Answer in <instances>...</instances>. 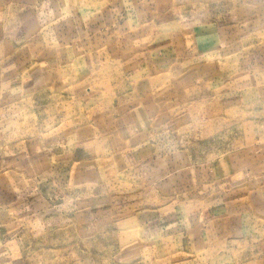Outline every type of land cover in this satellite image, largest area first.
<instances>
[{
	"label": "rangeland",
	"instance_id": "374dc122",
	"mask_svg": "<svg viewBox=\"0 0 264 264\" xmlns=\"http://www.w3.org/2000/svg\"><path fill=\"white\" fill-rule=\"evenodd\" d=\"M0 264H264V0H0Z\"/></svg>",
	"mask_w": 264,
	"mask_h": 264
},
{
	"label": "crops",
	"instance_id": "0c3cea01",
	"mask_svg": "<svg viewBox=\"0 0 264 264\" xmlns=\"http://www.w3.org/2000/svg\"><path fill=\"white\" fill-rule=\"evenodd\" d=\"M221 192H223V191H221ZM221 212H223V210H218V211H216L215 213L217 214V215H219ZM250 232V231H249Z\"/></svg>",
	"mask_w": 264,
	"mask_h": 264
}]
</instances>
